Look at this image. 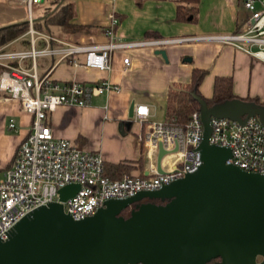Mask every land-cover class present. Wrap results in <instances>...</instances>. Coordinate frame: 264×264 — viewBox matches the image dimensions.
Here are the masks:
<instances>
[{"label": "built area", "instance_id": "1", "mask_svg": "<svg viewBox=\"0 0 264 264\" xmlns=\"http://www.w3.org/2000/svg\"><path fill=\"white\" fill-rule=\"evenodd\" d=\"M26 7L28 47L21 49L0 46V90L5 97L16 99L21 108L31 114V122L20 140L12 161L0 174V239H6L13 225L33 208L59 201V187L78 183V190L61 201L63 210L73 219L92 214L110 198H125L139 190H153L194 171L201 162L199 143L202 136L200 112L193 111L184 124L170 120H148L145 105L134 106L132 118L147 121L144 135L139 137L146 156L151 161L147 175L124 172L111 178L103 171L104 161L97 151L79 147L73 141L55 136L46 121V113L57 105L85 106L91 97L118 91V83L108 78L91 82L61 81L48 72L36 71V59L53 56L69 58L86 67L111 70L114 51L135 46L161 48L187 40L217 41L229 44L250 56L264 61V0H241L247 15L240 28L230 33L181 37H148L120 40L115 35L117 16L110 12L103 42L79 43L59 39L33 27L32 7L41 0H13ZM42 44H37L38 40ZM82 55V60L77 58ZM27 60L28 65L22 61ZM124 66L129 56L123 55ZM208 142L228 147L231 155L225 162L243 170L264 173V123L256 116H241L240 120L211 116ZM9 128H15L12 118ZM159 143L169 151L161 159L163 173L155 169ZM176 146L175 150H172Z\"/></svg>", "mask_w": 264, "mask_h": 264}, {"label": "crops", "instance_id": "2", "mask_svg": "<svg viewBox=\"0 0 264 264\" xmlns=\"http://www.w3.org/2000/svg\"><path fill=\"white\" fill-rule=\"evenodd\" d=\"M63 1L73 3L71 21L77 29L72 32L53 26L49 32H44L79 43L105 41L110 12L118 18L115 35L124 41L144 39L148 35L181 37L230 33L240 28L247 15L241 0H198L196 19L190 21L174 18L176 6L181 3L179 0ZM184 4L189 6L188 3ZM25 20L24 4L0 0V27ZM17 41L22 44L14 47ZM42 43L40 39L37 41V44ZM3 45L10 49H21L29 44L27 36L22 33ZM161 48L165 50V56L155 53L157 48L147 45L116 50L112 56L111 70L86 67L73 63L69 58L57 61L53 56L38 57L36 71L39 74L48 72L53 79L91 82L108 78L120 86L118 91L93 95L88 105L60 104L47 112L46 121L53 134L67 138L79 147L99 152L104 163L130 161L133 166L129 173L143 176L145 172H151V161L139 140L146 131L147 121L140 122L128 116L131 103L136 108L145 105L149 112L148 120H155L158 110L164 112L169 85L189 83L194 68L204 70L198 84L202 96H211L216 76H225L231 78L235 95L255 97L259 102H264L263 60L217 41L187 40ZM123 55L129 56L127 66L122 62ZM77 58L82 60L83 56L78 55ZM22 64L27 66L28 61L23 60ZM10 118L15 128L8 127ZM31 118L18 100L5 97L0 90V172L12 161L17 145L29 129Z\"/></svg>", "mask_w": 264, "mask_h": 264}, {"label": "water", "instance_id": "3", "mask_svg": "<svg viewBox=\"0 0 264 264\" xmlns=\"http://www.w3.org/2000/svg\"><path fill=\"white\" fill-rule=\"evenodd\" d=\"M155 53L165 56L162 48ZM250 115L264 123L258 106L204 108L201 162L194 171L157 189L106 199L83 218H71L61 203L79 184L59 187V201L33 208L0 239V264H264V173L226 163L229 148L208 142L211 116ZM168 152L159 143L158 173Z\"/></svg>", "mask_w": 264, "mask_h": 264}, {"label": "trees", "instance_id": "4", "mask_svg": "<svg viewBox=\"0 0 264 264\" xmlns=\"http://www.w3.org/2000/svg\"><path fill=\"white\" fill-rule=\"evenodd\" d=\"M177 4L175 19L179 21H190L196 19L198 0H179ZM184 3H188L189 6ZM57 6L51 11H45L37 19H33V27L40 31H50L53 26L66 31H75L77 26L71 21L74 8L71 1L55 0ZM28 28V21L7 24L0 27V46L24 33ZM147 37H152L148 35ZM158 37V36H153ZM204 74V70L194 68L192 70L191 80L187 84L169 85L165 95L164 115L165 120L174 119L176 123L184 124L193 111H201L204 108H220L239 100L241 104L247 101L259 102L255 97H239L235 95L231 88V78L225 76H216L213 81V91L211 96L205 97L199 93L198 84ZM140 157L139 159H141ZM130 161H118L116 163H104L103 171L111 178H118L124 172H129L132 168ZM155 202H165V200L154 199ZM127 207L121 211V214L127 216L130 208Z\"/></svg>", "mask_w": 264, "mask_h": 264}, {"label": "rangeland", "instance_id": "5", "mask_svg": "<svg viewBox=\"0 0 264 264\" xmlns=\"http://www.w3.org/2000/svg\"><path fill=\"white\" fill-rule=\"evenodd\" d=\"M54 5H55V0H44V2H42V3L40 2V3H37V4H33V7H32L33 17L37 18L39 16H42L46 10L52 9L54 7ZM20 44H22V42L17 41V42H15L13 44V46L17 47ZM26 47H28V46H26ZM231 104L239 105V104H241V102L239 100H235ZM242 105H244V106H258V107L264 108V102H262V103H254L252 101H247V102H245ZM229 113L232 114V115H238L239 114L238 111H230ZM164 118H165L164 112L158 110V112H157V114L155 116V120L161 121V120H164ZM258 259H259V257H258Z\"/></svg>", "mask_w": 264, "mask_h": 264}, {"label": "flooded vegetation", "instance_id": "6", "mask_svg": "<svg viewBox=\"0 0 264 264\" xmlns=\"http://www.w3.org/2000/svg\"><path fill=\"white\" fill-rule=\"evenodd\" d=\"M217 262V259H213L211 261H209L207 264H212V263H216Z\"/></svg>", "mask_w": 264, "mask_h": 264}]
</instances>
